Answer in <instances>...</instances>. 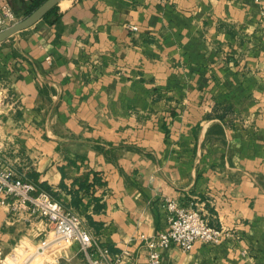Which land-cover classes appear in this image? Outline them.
Wrapping results in <instances>:
<instances>
[{
    "label": "crops",
    "instance_id": "obj_1",
    "mask_svg": "<svg viewBox=\"0 0 264 264\" xmlns=\"http://www.w3.org/2000/svg\"><path fill=\"white\" fill-rule=\"evenodd\" d=\"M37 3L0 10L21 20ZM0 156L119 264H149L168 200L226 236L165 263L264 264V0H64L0 44ZM50 232L0 206L6 264ZM46 254L89 264L77 243Z\"/></svg>",
    "mask_w": 264,
    "mask_h": 264
},
{
    "label": "built area",
    "instance_id": "obj_2",
    "mask_svg": "<svg viewBox=\"0 0 264 264\" xmlns=\"http://www.w3.org/2000/svg\"><path fill=\"white\" fill-rule=\"evenodd\" d=\"M18 21L19 18L9 5L0 10V32ZM0 206L8 208L12 213L28 211L32 216L45 220L51 226V232L39 247V255H44L51 248L68 247L77 243L89 264H119L124 259L122 255L114 261L109 248L102 246L90 233L78 213L66 209L50 193L29 179L19 176L1 156ZM166 208L168 211L166 229L156 238L146 241L149 264H173L165 263L161 253L172 246L190 252L197 243L217 246L223 242L226 236L224 230L212 226L200 211L191 207H181L172 200L167 201ZM51 235L52 240H49ZM7 257L0 246V264H6Z\"/></svg>",
    "mask_w": 264,
    "mask_h": 264
},
{
    "label": "water",
    "instance_id": "obj_3",
    "mask_svg": "<svg viewBox=\"0 0 264 264\" xmlns=\"http://www.w3.org/2000/svg\"><path fill=\"white\" fill-rule=\"evenodd\" d=\"M64 0H47L36 10H34L30 15L19 20L17 23L12 24L5 30L0 32V44L6 42L10 38L14 37L18 33L27 30L39 21L46 18V16L53 11L57 6L60 5Z\"/></svg>",
    "mask_w": 264,
    "mask_h": 264
},
{
    "label": "rangeland",
    "instance_id": "obj_4",
    "mask_svg": "<svg viewBox=\"0 0 264 264\" xmlns=\"http://www.w3.org/2000/svg\"><path fill=\"white\" fill-rule=\"evenodd\" d=\"M49 240H52V235L49 236ZM38 250H39V248L36 247L35 245L31 244V243L30 244L26 243V245L25 244L21 245L19 248H17L16 252L26 253V251H27L30 254L33 252V255H32V258L30 260H24L22 258V259H20V261H18L17 264H31L32 261H33V264H42V263H44V260L47 257L46 256L47 254L45 253L44 255H39L38 254ZM35 257H38V259H36L34 261Z\"/></svg>",
    "mask_w": 264,
    "mask_h": 264
},
{
    "label": "trees",
    "instance_id": "obj_5",
    "mask_svg": "<svg viewBox=\"0 0 264 264\" xmlns=\"http://www.w3.org/2000/svg\"><path fill=\"white\" fill-rule=\"evenodd\" d=\"M45 1H47V0H38V3H37V5H36L35 9H36L37 7H39L40 5H42ZM58 9H59V6H57L53 11H51V12L46 16V18L49 19L50 17L55 16V15L58 13Z\"/></svg>",
    "mask_w": 264,
    "mask_h": 264
}]
</instances>
